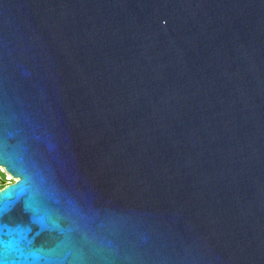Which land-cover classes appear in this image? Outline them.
Wrapping results in <instances>:
<instances>
[{
    "label": "water",
    "instance_id": "obj_1",
    "mask_svg": "<svg viewBox=\"0 0 264 264\" xmlns=\"http://www.w3.org/2000/svg\"><path fill=\"white\" fill-rule=\"evenodd\" d=\"M3 159L0 264H264V0H0Z\"/></svg>",
    "mask_w": 264,
    "mask_h": 264
},
{
    "label": "snow or ice",
    "instance_id": "obj_2",
    "mask_svg": "<svg viewBox=\"0 0 264 264\" xmlns=\"http://www.w3.org/2000/svg\"><path fill=\"white\" fill-rule=\"evenodd\" d=\"M0 164H4L10 172L14 175H19L13 164L6 159L0 160ZM26 195V189L21 188L20 184L10 186L9 189L0 193V197L5 198V206L2 212H0V230L3 232V237H12L14 240H18L22 247H30L34 242L32 237V227L34 223H40L41 232L46 230V222L40 215L41 210L36 208L34 213L28 215V209L25 207L24 214L28 216L27 220L16 219L12 216L15 211L16 205Z\"/></svg>",
    "mask_w": 264,
    "mask_h": 264
},
{
    "label": "built area",
    "instance_id": "obj_3",
    "mask_svg": "<svg viewBox=\"0 0 264 264\" xmlns=\"http://www.w3.org/2000/svg\"><path fill=\"white\" fill-rule=\"evenodd\" d=\"M0 172L3 174V176L0 174V189L4 186L8 185L9 183H12L15 178L8 172L6 169L0 165Z\"/></svg>",
    "mask_w": 264,
    "mask_h": 264
},
{
    "label": "rangeland",
    "instance_id": "obj_4",
    "mask_svg": "<svg viewBox=\"0 0 264 264\" xmlns=\"http://www.w3.org/2000/svg\"><path fill=\"white\" fill-rule=\"evenodd\" d=\"M0 174L3 176V174L0 172Z\"/></svg>",
    "mask_w": 264,
    "mask_h": 264
}]
</instances>
